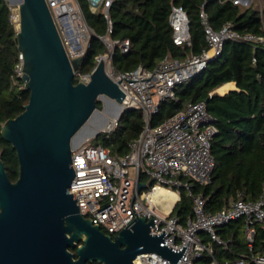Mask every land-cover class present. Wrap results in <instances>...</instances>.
Instances as JSON below:
<instances>
[{"label": "built area", "instance_id": "2783aa9c", "mask_svg": "<svg viewBox=\"0 0 264 264\" xmlns=\"http://www.w3.org/2000/svg\"><path fill=\"white\" fill-rule=\"evenodd\" d=\"M113 2L89 0L91 9L96 11L101 8L108 21L107 32L98 35L105 43L106 51L96 57L97 64L103 60L110 77L115 81L122 79L119 86L126 93L121 102L122 109L141 110L145 123L140 135L129 142V151L125 155H114L109 147L94 145L89 141L72 148L75 176L69 190L75 192L80 213L105 233L117 235L136 217L130 202L138 175V181L145 183V186L141 189L138 186L133 197L137 217H146L147 220L159 217L151 225V233L164 231V243L172 249L180 250L184 244L187 247L175 263L155 252H146L138 255L134 264H199L198 260L213 253L212 242L228 245L218 229L239 218L245 219L244 232L251 253L228 260L226 264H264V251H253L257 226L264 228V188L254 200H245L239 193L217 212H207L203 194L190 191L194 181L198 184L211 182L216 167L212 139L218 129L206 102H191L185 110L162 123L152 124V117L159 111L162 101L176 99V87L202 73L211 61L217 59L223 53L227 39L264 43V36L240 33L230 22L214 30L206 21L205 11H202L209 44L202 53H189L183 59L166 55L154 69L140 64L132 70L118 71L113 65L115 50L120 47L123 52H128L131 41L129 38L118 40L111 36L113 21L110 8ZM47 3L70 59L83 57L94 30L88 24L79 1L47 0ZM260 10L263 11L262 5ZM14 17L13 13V20ZM169 19L174 42L189 44L186 10L172 4ZM20 59L17 71L23 76L22 53ZM77 73L78 70L75 71ZM90 75H81L80 81H88ZM119 125L120 118L112 116L101 129V134L110 135ZM183 188L189 190L194 200V213L186 221L172 212L181 199ZM161 190L174 193V199L167 198L160 193ZM210 264L219 263L213 259Z\"/></svg>", "mask_w": 264, "mask_h": 264}, {"label": "trees", "instance_id": "16d2710c", "mask_svg": "<svg viewBox=\"0 0 264 264\" xmlns=\"http://www.w3.org/2000/svg\"><path fill=\"white\" fill-rule=\"evenodd\" d=\"M78 1L94 35L82 57L79 73L74 76L75 83L80 81L81 75L92 72L97 65L96 57L106 51L98 35L108 29L101 8L93 11L89 0ZM172 4L182 6L188 13L189 44H177L173 40L169 19ZM258 5L253 1L246 5L236 0H114L110 8L111 36L118 40L129 38L131 46L128 52L116 48L113 65L118 71L132 70L140 64L154 69L166 55L183 59L189 53H202L209 47L202 11L214 30L230 22L240 33L264 36V5L262 12ZM17 33L13 5L9 0H0V152L13 181L19 177L20 161L14 145L3 137L2 126L24 111L30 98V90L17 71L21 62ZM229 81H235L237 89L225 94L216 91ZM230 87L225 86L222 91ZM197 101H205L208 111L215 117L218 131L212 139V154L216 167L211 182L198 184L194 181L190 191L203 194L207 212L219 211L239 193L245 200L257 199L264 188V43L227 39L217 59L202 73L176 87V99L162 101L159 111L152 117V124L162 123ZM98 104L102 106L101 100ZM144 123L141 110H125L120 125L112 134L98 135L101 144L109 147L114 155H125L129 142L140 135ZM193 209L194 200L189 190L181 189V199L172 212L186 221L193 215ZM244 229V218L219 227L218 233L228 245L214 241L213 253L206 254L197 263L210 264L216 259L219 264H226L228 260L249 255L251 249ZM71 250L78 257L77 246ZM253 251H264V228L261 226H257ZM87 264L102 263L87 261Z\"/></svg>", "mask_w": 264, "mask_h": 264}, {"label": "water", "instance_id": "95a60500", "mask_svg": "<svg viewBox=\"0 0 264 264\" xmlns=\"http://www.w3.org/2000/svg\"><path fill=\"white\" fill-rule=\"evenodd\" d=\"M9 2L18 3L16 40L30 98L24 111L2 126L3 137L18 152L20 173L16 181L9 177L0 152V264H134L146 252L177 262L187 244L172 249L164 243V231L151 233L159 217H137L133 197L138 186H145L138 175L130 202L136 217L117 235L105 233L80 213L75 192L69 190L75 176L74 141L85 128L101 134L109 118L97 129L88 124L101 112V98L117 108L111 116L122 119V79H112L101 60L88 81L75 83L82 57L70 59L47 0ZM234 89L236 82L229 81L216 91ZM76 246L78 257L71 250Z\"/></svg>", "mask_w": 264, "mask_h": 264}, {"label": "rangeland", "instance_id": "374dc122", "mask_svg": "<svg viewBox=\"0 0 264 264\" xmlns=\"http://www.w3.org/2000/svg\"><path fill=\"white\" fill-rule=\"evenodd\" d=\"M253 3L256 2L257 5L258 3H260V0H252ZM251 0H246V2L251 3ZM243 2V1H242ZM245 2V1H244ZM264 2V0H263ZM260 6V5H258ZM18 8V3L13 5V12L15 14L14 17V21L16 26L19 25V16L18 14L15 12V9ZM225 89V87L222 88V90ZM101 102H102V109H101V113L98 112V114H96L93 118L92 123L89 122V126L94 127L95 129H97L96 125L99 124L105 119V118H111L112 113L115 112L112 107L109 108V104L111 103L110 101H108L106 98H101ZM109 108V110H108ZM102 129V128H101ZM89 132V128L84 129L75 139L74 141V146L78 145V144H84L85 142L89 141L91 144H101V137L96 136L95 133H88ZM89 134V135H88ZM166 195H172V192H166ZM245 233V232H244ZM213 243V242H212Z\"/></svg>", "mask_w": 264, "mask_h": 264}, {"label": "bare ground", "instance_id": "6f19581e", "mask_svg": "<svg viewBox=\"0 0 264 264\" xmlns=\"http://www.w3.org/2000/svg\"><path fill=\"white\" fill-rule=\"evenodd\" d=\"M15 12L18 14V8L15 9ZM109 105H110L109 108L112 107L113 110H114V109H115V110L117 109V108H116L114 105H112L111 103H110ZM109 108H108V110H109ZM115 110H114V111H115ZM100 113H101V112H100ZM110 119H111V118H110ZM110 119H109L108 121H110ZM92 121H93V119H92ZM97 126H98V125H97ZM97 126H96V127H97ZM97 128H98V127H97ZM85 129H86V128H85ZM166 192H168V191H166V190H161V191H160V193H164L165 195H166ZM166 197H167V198L175 197V194L172 193V195H166Z\"/></svg>", "mask_w": 264, "mask_h": 264}, {"label": "crops", "instance_id": "0c3cea01", "mask_svg": "<svg viewBox=\"0 0 264 264\" xmlns=\"http://www.w3.org/2000/svg\"><path fill=\"white\" fill-rule=\"evenodd\" d=\"M260 3H261L260 5H262V6L264 5L263 0H260ZM243 4H248V2H243ZM219 93H220V92H219ZM221 94H222V93H221ZM111 104H112V103H111Z\"/></svg>", "mask_w": 264, "mask_h": 264}]
</instances>
